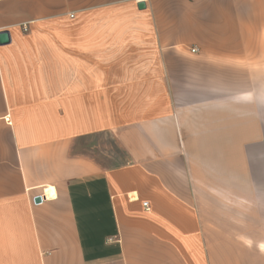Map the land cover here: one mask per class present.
<instances>
[{
	"label": "crops",
	"instance_id": "obj_1",
	"mask_svg": "<svg viewBox=\"0 0 264 264\" xmlns=\"http://www.w3.org/2000/svg\"><path fill=\"white\" fill-rule=\"evenodd\" d=\"M3 31L0 264H264V0H0Z\"/></svg>",
	"mask_w": 264,
	"mask_h": 264
},
{
	"label": "rangeland",
	"instance_id": "obj_2",
	"mask_svg": "<svg viewBox=\"0 0 264 264\" xmlns=\"http://www.w3.org/2000/svg\"><path fill=\"white\" fill-rule=\"evenodd\" d=\"M77 151L92 155L105 165L125 162L126 156L114 139L108 134H100L79 141Z\"/></svg>",
	"mask_w": 264,
	"mask_h": 264
},
{
	"label": "water",
	"instance_id": "obj_3",
	"mask_svg": "<svg viewBox=\"0 0 264 264\" xmlns=\"http://www.w3.org/2000/svg\"><path fill=\"white\" fill-rule=\"evenodd\" d=\"M139 9H145L146 8V3L144 1H141L138 3ZM10 41V34L8 31H3L0 32V44H5ZM42 198L40 195H37L35 197V202L39 203L41 202Z\"/></svg>",
	"mask_w": 264,
	"mask_h": 264
},
{
	"label": "built area",
	"instance_id": "obj_4",
	"mask_svg": "<svg viewBox=\"0 0 264 264\" xmlns=\"http://www.w3.org/2000/svg\"><path fill=\"white\" fill-rule=\"evenodd\" d=\"M192 51L195 52L196 49L193 48ZM48 189H49L50 191H49L48 195L46 194V195H47V198H49L50 196H51V197H54V196H55V194H54V193H55L54 190H51V188L48 187V188L46 189V192L48 191ZM40 196H41V198H42V200H41V202H42V201L44 200V197H43L42 195H40ZM35 197H36V196H35ZM35 197L33 198L34 200H35ZM45 197H46V196H45ZM144 205H145L146 207H148V203H147V202H145ZM148 209H149V207H148Z\"/></svg>",
	"mask_w": 264,
	"mask_h": 264
}]
</instances>
